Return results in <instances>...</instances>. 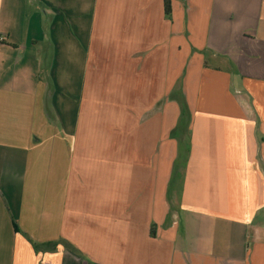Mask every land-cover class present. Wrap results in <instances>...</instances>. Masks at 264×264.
Returning a JSON list of instances; mask_svg holds the SVG:
<instances>
[{
  "label": "crops",
  "instance_id": "crops-1",
  "mask_svg": "<svg viewBox=\"0 0 264 264\" xmlns=\"http://www.w3.org/2000/svg\"><path fill=\"white\" fill-rule=\"evenodd\" d=\"M0 264H264V0H0Z\"/></svg>",
  "mask_w": 264,
  "mask_h": 264
},
{
  "label": "trees",
  "instance_id": "trees-1",
  "mask_svg": "<svg viewBox=\"0 0 264 264\" xmlns=\"http://www.w3.org/2000/svg\"><path fill=\"white\" fill-rule=\"evenodd\" d=\"M165 13L167 16L171 14V0H164Z\"/></svg>",
  "mask_w": 264,
  "mask_h": 264
},
{
  "label": "built area",
  "instance_id": "built-area-1",
  "mask_svg": "<svg viewBox=\"0 0 264 264\" xmlns=\"http://www.w3.org/2000/svg\"><path fill=\"white\" fill-rule=\"evenodd\" d=\"M0 40H2V38L0 37Z\"/></svg>",
  "mask_w": 264,
  "mask_h": 264
}]
</instances>
